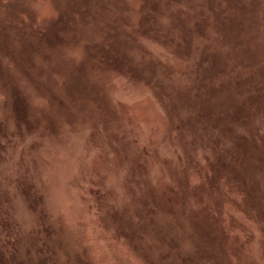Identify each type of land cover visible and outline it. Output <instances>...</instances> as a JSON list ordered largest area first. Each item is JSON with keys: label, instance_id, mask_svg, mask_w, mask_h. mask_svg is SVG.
<instances>
[{"label": "rangeland", "instance_id": "rangeland-1", "mask_svg": "<svg viewBox=\"0 0 264 264\" xmlns=\"http://www.w3.org/2000/svg\"><path fill=\"white\" fill-rule=\"evenodd\" d=\"M0 217V264H264V0H0Z\"/></svg>", "mask_w": 264, "mask_h": 264}, {"label": "trees", "instance_id": "trees-1", "mask_svg": "<svg viewBox=\"0 0 264 264\" xmlns=\"http://www.w3.org/2000/svg\"><path fill=\"white\" fill-rule=\"evenodd\" d=\"M236 156V155H235ZM1 218V217H0ZM1 236V235H0ZM2 238V237H1ZM8 238L6 237V240H7ZM3 241V240H2ZM2 241H0V243L2 242ZM4 243V242H3ZM2 244V243H1Z\"/></svg>", "mask_w": 264, "mask_h": 264}]
</instances>
